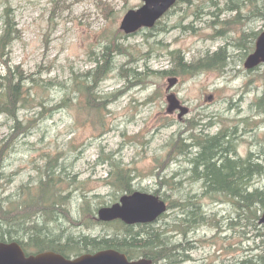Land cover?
<instances>
[{
	"label": "rangeland",
	"instance_id": "rangeland-1",
	"mask_svg": "<svg viewBox=\"0 0 264 264\" xmlns=\"http://www.w3.org/2000/svg\"><path fill=\"white\" fill-rule=\"evenodd\" d=\"M102 1L112 7L107 18L97 7V0H0V15L5 4L11 5L21 31L20 39L11 47L9 65L21 66L26 76L39 78L45 91L37 89V94L47 97L44 106L57 108L41 117L47 108L31 96L34 107L19 110L18 120L23 125L12 141L14 122L0 115V147L9 144L2 169L7 179L2 182L0 199L15 197L19 186L49 174L69 185L64 207L78 221L87 208L85 200L99 209L122 196L107 180L111 164L117 165L131 170L134 190L168 202L196 199L205 219L217 224L198 225L187 239L174 231L183 218L180 209L169 210L152 224L173 242L187 241V251H181L186 259L183 264H238L248 250L264 254L263 227H254L258 221L242 216L240 221L233 201L210 199L202 182L195 181L190 160L196 150L186 147L182 148L183 155L173 153L174 140L189 136L185 130L194 119L201 123L199 130L204 134L226 128L234 131L232 159L261 163L264 113L255 110L253 103L264 93V65L248 71L244 62L257 36L264 32V21L253 17L247 0H186L179 1L153 29L126 36L119 29L120 23L129 10L142 5L141 0ZM56 2L58 9H54ZM257 4L260 8L261 0ZM236 17V23L227 25ZM111 40L126 54L122 50L106 51L112 55L113 68L97 91L105 100L104 109L81 110L78 103L82 98L72 87L73 76L95 67L94 57H100ZM220 48L226 63L222 71L159 76L172 67L166 50L180 51L184 62L191 64ZM121 67L131 69L129 77L120 75ZM4 68L0 62L1 75ZM173 77L177 83L167 91L168 80ZM171 93L189 109L182 119H178L177 111H166V96ZM113 94L120 95L115 99L110 97ZM65 96L70 98L67 106L62 105ZM28 124L32 127L25 129ZM46 155H50L53 170H45ZM157 174L162 175L160 179ZM252 174L258 177L249 183L247 191L264 192V168ZM164 176L172 179V191L159 186ZM256 204L255 216L260 218L264 206ZM58 224L74 235L104 236L108 229L96 224L78 228L61 217Z\"/></svg>",
	"mask_w": 264,
	"mask_h": 264
},
{
	"label": "trees",
	"instance_id": "trees-1",
	"mask_svg": "<svg viewBox=\"0 0 264 264\" xmlns=\"http://www.w3.org/2000/svg\"><path fill=\"white\" fill-rule=\"evenodd\" d=\"M185 1L180 0V2ZM247 1L253 8V17L264 21V0H261L260 8L257 4L258 0ZM57 4L58 2L54 4V9L59 8ZM96 5L106 18L112 12V7L105 1L97 0ZM235 6L233 4V7ZM0 18L2 20L0 27V62L5 66L4 74H0V115H6L14 122L15 132L10 139L12 141L20 133L21 129L19 128L23 125L18 120L19 110L34 107L31 106L34 101L31 96L37 98L39 106L45 107L44 103L47 97L37 94V89L45 91V86L42 85L39 78L26 76L21 66L9 65L11 47L14 42L20 39L21 34V31L17 28L11 5H4ZM236 21H238V17L235 20L228 21L227 25L236 23ZM158 24L160 22L156 26ZM255 36L256 34L253 35V37ZM108 50L110 53L121 50L125 53V50L115 40H111L100 57H94L95 67L85 74L73 76L72 87L81 96L82 101L80 102L85 103H78V108L81 110L85 108L93 110L104 109L105 100H102L97 91L99 85L108 78L113 68L112 55L106 53ZM223 52L224 49L220 48L217 52L211 55L207 54L203 58H199L189 64L184 62V57L180 51L166 50L167 55L172 60V67L170 70L160 73L159 76L186 77L200 72L222 71L226 65L224 58L220 57ZM128 55L132 57L131 54ZM130 71L131 69L121 67L120 75L129 77ZM120 94H113L110 97L116 99ZM69 101L70 98L65 96L62 105L67 106ZM253 105L256 108L255 110L258 109L264 113V93ZM55 109L57 108H47L40 116L45 117ZM194 121L193 119L189 121L190 123L188 122L187 131H194V128L198 127L200 123L198 124L197 121ZM28 125H24L25 129L32 127L30 124ZM192 137L199 151L196 157L190 160L191 170L195 174V181H201L204 185L205 196L212 200L222 201L224 198L233 201V203H236L237 216L240 221L242 216L247 221L252 219L257 222L259 218L255 216L256 208L253 207L257 205L256 203L264 206V192H258L257 190L248 192L247 189L249 183L258 177L257 174H252V172L256 173L264 168V158L261 163L256 164L251 163L248 159L244 161L231 159L229 155L234 153V149L232 148L231 151H228L224 146L225 141H229L232 144V139H234V131L230 130V128L221 130L220 133L213 135L201 133L192 135ZM180 138L174 140V143H177L173 153L177 152L183 155L185 150L182 148L186 147L182 144ZM8 146L9 144L0 147V189L3 187L2 182L7 179L2 169ZM46 158L47 166L45 170H53L50 155H46ZM111 168L110 171L113 172L109 171V178L107 179L111 185L122 195L133 193L132 182L134 177L131 176V170L112 164ZM39 172L42 173L41 168ZM157 176L160 179V175L157 174ZM164 177L158 181L159 186L165 185L164 187L167 190L172 191L173 186L170 183L172 179ZM68 187V184L63 181H57L49 174L45 175V178L41 175L37 182L19 186L15 197L0 199V243L16 242L26 256L53 252L66 259H73L83 254L113 250L124 254L129 261L142 258L150 260L153 264H183L186 262L185 256L181 251H187V241L184 243L173 242L172 237L167 236L166 232L160 228H153L152 224L126 226L119 221L100 223L94 216V212L98 210L97 204L93 206L92 202L88 200L84 201L87 208L82 210L83 215L79 217L78 221H75L68 212L67 207H64L65 198H67L65 192ZM159 190L160 188L154 193L159 192ZM161 200L168 203V210L180 209L182 211L183 218L178 220L179 224L174 227V231L178 234H183L185 239L198 225L208 224L211 227H218L216 223L205 219V215L202 213L200 204H197L196 199L171 202L162 198ZM116 201L117 198L115 197L113 203ZM60 217L66 218V221L78 228H89L91 225L96 224L106 226L108 229L104 236L74 235L60 228L58 224ZM92 219H95V221H92ZM254 227L260 228L257 224H254ZM261 235L263 236L264 234L262 233ZM255 251L257 249L248 250V254L239 260L238 264H264V254H253Z\"/></svg>",
	"mask_w": 264,
	"mask_h": 264
},
{
	"label": "water",
	"instance_id": "water-1",
	"mask_svg": "<svg viewBox=\"0 0 264 264\" xmlns=\"http://www.w3.org/2000/svg\"><path fill=\"white\" fill-rule=\"evenodd\" d=\"M178 0H141V7L129 10L120 23V30L125 35H131L141 29H151L156 22L163 17L167 11ZM264 64V32L256 41L254 51L249 54L244 67L246 70ZM177 79L168 80V90L171 89ZM168 112L177 109L181 112L179 116L188 112L187 108H182L174 95L166 97ZM167 210L166 204L156 197L145 195L141 192H134L120 198L119 202L98 210V220L102 222H112L120 220L128 226L138 224L154 223ZM259 224L264 226V214L259 220ZM0 264H152L150 260L139 259L128 261L124 254L113 250L99 251L94 254H84L75 259H65L61 255L53 252H45L37 255L25 256L22 248L16 242L0 243Z\"/></svg>",
	"mask_w": 264,
	"mask_h": 264
},
{
	"label": "bare ground",
	"instance_id": "bare-ground-1",
	"mask_svg": "<svg viewBox=\"0 0 264 264\" xmlns=\"http://www.w3.org/2000/svg\"><path fill=\"white\" fill-rule=\"evenodd\" d=\"M153 38V37H152ZM248 57V56H247ZM246 61V60H245ZM166 71V70H165ZM136 76V75H135ZM176 79V78H175ZM176 83H177V81H176ZM175 83V84H176ZM182 108H186L185 106H183L182 105ZM167 109H168V106H167ZM166 109V111L168 112V110ZM175 111H177L178 112V119H182L183 117H185L188 113H189V110H188V112H187V114H185V115H182V116H179V114H180V110L179 109H177V110H175ZM175 111H173V112H171V113H174ZM169 113V112H168ZM171 113H169V114H171ZM190 123V122H189ZM199 124V123H198ZM24 127V126H23ZM200 127H202L201 126V123L198 125V127H196V128H194L195 130L194 131H197L196 133H193V131H187V130H185V132H189V136H185L184 138H180V140L182 141V144L183 145H185V147H188V148H190L191 150H196L195 152H194V154H195V157H196V155H197V152L199 151V149H198V147L196 146V143L194 142V138L192 137V135H196V134H201V133H203L204 134V132H203V130H199V128ZM29 130V129H28ZM12 131V130H11ZM218 131V130H217ZM220 133V132H219ZM209 134V133H208ZM225 148L228 150V151H231L232 150V148H233V146H232V144L231 143H229V141L227 142V141H225ZM190 150V151H191ZM190 153V152H189ZM192 153V152H191ZM234 156V155H233ZM251 156V155H250ZM259 156V155H258ZM263 157V156H262ZM231 158V157H230ZM194 159V158H193ZM218 159V158H217ZM232 159V158H231ZM235 159V158H234ZM250 160V159H249ZM248 160V161H249ZM260 162V161H259ZM236 163V162H235ZM258 163V162H257ZM234 164V163H233ZM191 166V165H190ZM194 167V166H193ZM200 167V166H199ZM191 170V169H190ZM55 171V170H54ZM57 171V170H56ZM160 172V171H159ZM204 172V171H203ZM56 173V172H55ZM59 173V172H58ZM134 176V175H133ZM160 176H162V175H160ZM246 187V186H245ZM256 191V190H255ZM141 193H143V192H141ZM143 194H145V195H148V196H152V197H156V196H154L153 194H147V193H143ZM157 198V197H156ZM6 199V198H5ZM159 200H161L160 198H158ZM235 205H236V203H234ZM5 205V204H4ZM105 207H107V206H105ZM101 208H103V207H101ZM100 209V208H99ZM96 215H97V211H96ZM96 219H98V215L96 216ZM99 222H101V223H103L102 221H100V220H98ZM253 232V231H252ZM170 235V234H169ZM96 253V252H95ZM92 254H94V253H92ZM152 263V262H151ZM153 264V263H152Z\"/></svg>",
	"mask_w": 264,
	"mask_h": 264
}]
</instances>
